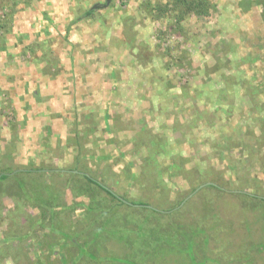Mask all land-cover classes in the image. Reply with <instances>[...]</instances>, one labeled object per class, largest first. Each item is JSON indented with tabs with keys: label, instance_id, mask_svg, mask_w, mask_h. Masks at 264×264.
Instances as JSON below:
<instances>
[{
	"label": "rangeland",
	"instance_id": "374dc122",
	"mask_svg": "<svg viewBox=\"0 0 264 264\" xmlns=\"http://www.w3.org/2000/svg\"><path fill=\"white\" fill-rule=\"evenodd\" d=\"M104 1L0 0V24L8 23L0 28V166L12 174L66 168L77 147L56 145L55 136H67L76 118L93 132L85 146L94 159L83 170L158 211L117 206L97 191L76 196L70 178L57 187L67 204L83 205L61 212L64 227L52 230L43 218L37 224L38 208L25 198L17 207L0 193V215L20 214L19 224L0 218V264H264L263 206L201 184L189 190L200 180L193 183V170L208 163L235 186L238 168L224 157L231 152L247 167L240 183L264 195V148L256 143L264 126V0ZM91 7L92 16H82ZM174 125L189 132L185 141ZM238 133L252 152L239 148ZM158 137H167L168 150L154 155L160 175L147 183L155 169L142 141ZM222 137L215 157L202 161ZM176 154L181 168L172 174L166 166ZM92 204L86 225L84 205Z\"/></svg>",
	"mask_w": 264,
	"mask_h": 264
},
{
	"label": "trees",
	"instance_id": "16d2710c",
	"mask_svg": "<svg viewBox=\"0 0 264 264\" xmlns=\"http://www.w3.org/2000/svg\"><path fill=\"white\" fill-rule=\"evenodd\" d=\"M185 1V0H184ZM195 1V0H194ZM183 2V0H182ZM105 3V1H104ZM191 3V2H190ZM195 3V2H193ZM185 4V2H184ZM188 7H190V4L187 5ZM198 7V4H192L191 5ZM199 11V10H198ZM94 12V8H88L83 12L82 16H92ZM4 15H7V13H5ZM80 18V17H79ZM75 21V20H74ZM7 25L3 26L2 24H0V28L4 27L3 29L5 31H8L7 29ZM40 97L38 96L37 99H39ZM60 111L55 112V115H59ZM261 121V119H260ZM20 127H25L26 126V122H18ZM67 124V123H66ZM262 125H264V123H261ZM68 126L70 127L68 129V133L67 136L64 137L62 144L65 145V147L69 148V145H76L77 147V151L73 156V161L71 164H68L66 168V170H61L60 168H48L49 166H43V165H37V167H28L25 170H20L14 174H12V170H9L8 168H3L0 166V193H10L12 195V199L15 202V205L17 207H19L20 203L21 207L24 206L27 202L28 205H31L35 208H38V216L39 219L37 221V224L40 223L41 220L45 219L47 221H49V223L51 224L52 230L56 229L57 227H64V221L60 219V213L62 212V216L63 215H68V214H73L76 211V207L78 205H83L82 202H76L73 201L72 204H67L65 202V199L63 198L64 195L63 191L59 190V188L57 187L58 183L66 181L70 178H74L77 181V187L74 191L73 194H76V196H82L84 198L89 197L90 194H92L93 191H97V193H102L107 195L108 197H110L111 200L115 201V204L118 206H122V205H128V206H134L135 208H150L153 211H158L157 209H155L152 206H149V202L142 200V199H129L126 196L119 194L117 192H115L114 190H112L108 185H106L105 183H103L102 180H100L97 177H94L92 175H90L89 173H86L83 170V167L86 166V164L89 162V160H93L94 156L92 154H88L87 151V147L85 146V142L89 141L88 140V132L92 131V128L89 127L86 130H83L82 128H79L78 122L76 120V118L74 119V121H70V123H68ZM177 126H173V128L175 130L179 129ZM177 127V128H176ZM262 128H258V131H260V133L258 134V136L256 137V140L259 142H256L257 145V150H260V147H263V144H261V142L264 140V126H261ZM180 130V129H179ZM71 133V134H70ZM93 133V132H92ZM180 138L179 140H186L189 136V132H187V130H180ZM238 136H240V138H238L240 140V149L247 148L248 151L252 152L253 149H251V147H247V144L245 142H241V140H243V135H241L240 133H238ZM84 138V140H82ZM56 139V145L61 144V137L56 135L55 136ZM81 139V140H80ZM223 139V140H222ZM225 137L222 138H218L214 141L215 146L211 149L210 152H207V154H205V156L202 155L201 159L203 160H208L210 161L211 159H213L215 157L214 154V148H216L217 146H221L224 143ZM81 141V143H80ZM83 141V142H82ZM92 142V141H91ZM143 140L142 143L149 145V148H151V152L150 154L147 156L149 157L145 162H147L148 166H153V168L155 169L154 171V178L153 179H148L145 178L143 179V175L144 173H142V177L139 176L135 179V177L133 175H129L128 173H125L126 176L132 180H135L136 182L139 183H144L145 180H147V183H151V182H158V176L160 175V170L161 168H159V166L156 164V166H154L152 163L153 160H155L154 155L157 156V153L162 157L164 154L167 153L168 148H166L165 146L169 145L168 139L167 137L165 138H161L159 139V137L157 138V140ZM226 144V143H225ZM51 147V146H50ZM56 148V147H55ZM43 152L42 153H46V148L43 147ZM37 156L42 155L41 152H37L36 154ZM93 156V157H92ZM225 159L228 162L229 165H232L233 167L238 168L237 172H238V176H237V180L235 183V186H228L226 185V181H224V177L221 175L220 176V172H215L213 165H210V163L207 164V166L204 169L199 170L198 166L197 168H195L193 171L195 172V176L193 177V183L194 181H196L195 177L197 176V179H200L199 182L197 181V184H193V186H191V191H194L200 184H204L205 187L211 188V190H214L215 192H230L231 194H237L239 196H242L244 198H248L251 199L254 203L258 205L263 206L264 209V204H260L264 203V195L263 194H259L256 191H249L246 189V187L244 186V184L240 183L239 178L244 175V173H246L247 167L246 166H242L240 165V163L237 162L238 158H235L234 155L229 152V153H225ZM158 158V157H157ZM169 159H171L170 162H167V166L166 168L169 170H171L170 172H172V174L177 173L178 171H175L178 168H181L180 165V159H182V157L179 154L173 155L171 157H168ZM144 162V163H145ZM143 163V164H144ZM162 163V162H161ZM237 163V165H236ZM182 164V163H181ZM210 165V166H209ZM164 165H162L163 168ZM60 169V170H59ZM63 169V168H62ZM246 169V170H245ZM83 170V171H82ZM12 174V175H11ZM16 176H19L20 178H17ZM46 181H45V179ZM51 178H53V180H51ZM62 178V179H59ZM201 178H204L203 180H201ZM55 179V180H54ZM202 181V182H201ZM8 182V183H7ZM235 182V181H234ZM196 183V182H195ZM15 185V186H14ZM189 185H192L189 184ZM66 186V185H64ZM32 191L37 192V195L34 194ZM72 192V191H71ZM88 194V195H86ZM91 196V195H90ZM22 198H25L24 201L27 202H22ZM255 200V201H254ZM259 200V201H258ZM95 204L97 205L98 203H101V201L99 199L95 200ZM182 201V199H181ZM25 203V204H24ZM180 203L177 202L176 205H178ZM148 205V206H147ZM85 215L84 217V221L85 224L88 225V221L92 220L94 213L96 211V208L94 210L93 204L92 205H87L85 206ZM256 207H254L253 209H255ZM258 208V207H257ZM259 209V208H258ZM19 210V209H18ZM75 210V211H74ZM14 209L9 210L6 215L1 216L0 218L2 219H6L5 221H7V225L9 224H13V223H17L19 224V218L18 216H20V214H18L19 212H14ZM100 211V210H99ZM13 213V214H11ZM8 218V220H7ZM43 218V219H42ZM67 219V218H66ZM34 216L32 215L29 219L27 224H33L35 223L34 221ZM70 220L67 219V222H69ZM67 225V224H66ZM69 225V224H68ZM31 228V226H29ZM54 227V228H53ZM66 234V235H65ZM65 234L63 233L64 236H69L67 234V232H65ZM74 241V239H73ZM205 242L207 243L208 240L205 239Z\"/></svg>",
	"mask_w": 264,
	"mask_h": 264
},
{
	"label": "crops",
	"instance_id": "0c3cea01",
	"mask_svg": "<svg viewBox=\"0 0 264 264\" xmlns=\"http://www.w3.org/2000/svg\"><path fill=\"white\" fill-rule=\"evenodd\" d=\"M61 112V111H60ZM74 112V110H72L70 113H73ZM76 116V114L74 115V116H72L73 118ZM85 125H89V124H86L85 123ZM43 133H44V131L43 130H41ZM71 134V133H70ZM88 134L90 135V136H93V133H92V131H90V132H88ZM89 135H87L88 137H89ZM60 137H61V143L63 142V140H62V138L64 139V137L60 134L59 135ZM89 141H91V140H89ZM84 144H86V143H84ZM87 149V148H86ZM88 150H89V148H88ZM40 156L41 155H39L38 156V159L40 158ZM60 169L62 170V167H60ZM59 169V170H60ZM64 169V168H63ZM66 170V169H65ZM202 186H204V185H202ZM207 191H210V192H213V190H211V188H208V187H204ZM191 189V187L189 188V190ZM198 188H196L194 191H192V192H195L196 190H197ZM191 191V190H190ZM191 192V193H192ZM214 193V192H213Z\"/></svg>",
	"mask_w": 264,
	"mask_h": 264
},
{
	"label": "water",
	"instance_id": "95a60500",
	"mask_svg": "<svg viewBox=\"0 0 264 264\" xmlns=\"http://www.w3.org/2000/svg\"><path fill=\"white\" fill-rule=\"evenodd\" d=\"M110 0H105V4H108ZM95 7V6H94ZM204 184H201L200 186H202Z\"/></svg>",
	"mask_w": 264,
	"mask_h": 264
}]
</instances>
